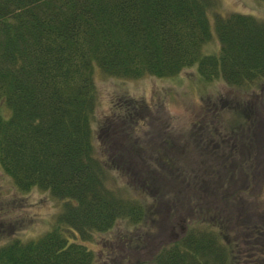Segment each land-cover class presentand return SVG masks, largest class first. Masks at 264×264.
<instances>
[{"label":"trees","instance_id":"16d2710c","mask_svg":"<svg viewBox=\"0 0 264 264\" xmlns=\"http://www.w3.org/2000/svg\"><path fill=\"white\" fill-rule=\"evenodd\" d=\"M214 6L215 0H0V104L9 109L0 106V166L19 188L35 185L64 199L50 229L0 243V264H94L84 240L119 217H141V202L107 184L106 164L95 154L93 66L139 76L196 63L202 79L236 85L264 76V19L251 13L212 14L219 48L201 53ZM212 204L213 220L190 222L155 251L153 264H264L262 225L246 223L248 235L234 247L225 209Z\"/></svg>","mask_w":264,"mask_h":264},{"label":"rangeland","instance_id":"374dc122","mask_svg":"<svg viewBox=\"0 0 264 264\" xmlns=\"http://www.w3.org/2000/svg\"><path fill=\"white\" fill-rule=\"evenodd\" d=\"M229 11L264 19V0H215L208 11L211 35L201 53L218 51L212 14ZM92 75L95 154L106 164L107 184L142 204L138 220L119 217L84 240L94 264H153L155 251L190 222L213 220V201L231 221L234 247L243 245L251 227L246 223L264 228V76L241 85L221 77L205 80L196 63L173 74L139 76L111 74L95 65ZM228 140L252 142L258 166L248 178L238 171L241 163L230 164L242 156L246 161L247 148L237 151L240 145L226 146ZM63 200L46 188H19L0 166V243L50 229Z\"/></svg>","mask_w":264,"mask_h":264},{"label":"flooded vegetation","instance_id":"af4514ba","mask_svg":"<svg viewBox=\"0 0 264 264\" xmlns=\"http://www.w3.org/2000/svg\"><path fill=\"white\" fill-rule=\"evenodd\" d=\"M256 143H257V141H256ZM226 146L227 145H229L230 147H236L237 145H240L239 146V148L237 149V151L239 150V151H241L242 150V148L243 147H245V148H247L246 150V159L247 160H249V162H246V161H244V158H245V156L243 157H241V158H239V160L237 161V159L235 158H233L232 159V161H231V166H233V167H236V164H234L233 163V161L235 162V163H241V164H239L237 167H238V171L240 172H243L242 174L243 175H245L246 176V178H248V176L252 173H254L255 171H256V168H257V166H258V162H257V160H258V157H257V154L254 152V151H252L251 150V148H249V147H252L253 146V144H252V142H250L249 144H243V143H241V144H234L233 142L231 143L229 140H228V142H226V144H225ZM229 152H231V149L229 150ZM246 162V164L245 165H242V162ZM252 171V172H251ZM233 174V176L232 177H234V172L232 173ZM240 176V175H239Z\"/></svg>","mask_w":264,"mask_h":264}]
</instances>
